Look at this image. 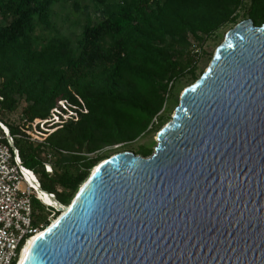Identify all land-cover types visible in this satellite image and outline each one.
Masks as SVG:
<instances>
[{"label":"water","instance_id":"1","mask_svg":"<svg viewBox=\"0 0 264 264\" xmlns=\"http://www.w3.org/2000/svg\"><path fill=\"white\" fill-rule=\"evenodd\" d=\"M156 140L96 164L17 264H264V24L226 31Z\"/></svg>","mask_w":264,"mask_h":264},{"label":"trees","instance_id":"2","mask_svg":"<svg viewBox=\"0 0 264 264\" xmlns=\"http://www.w3.org/2000/svg\"><path fill=\"white\" fill-rule=\"evenodd\" d=\"M64 1L0 0V121L11 135H21L14 143L23 165L63 206L110 156L99 153L104 147L153 153L151 146L135 150L129 144L170 120V94L183 79L190 85L202 74L198 64L208 41L219 45L244 19L264 24V0L75 1L74 10L85 18L75 46L65 35L37 32L50 26L55 4ZM59 100L68 101L78 118L44 141H30L5 121L18 109L22 121L46 119ZM40 131L49 133L44 125ZM32 205L40 231L60 214L58 206L36 198Z\"/></svg>","mask_w":264,"mask_h":264},{"label":"built area","instance_id":"3","mask_svg":"<svg viewBox=\"0 0 264 264\" xmlns=\"http://www.w3.org/2000/svg\"><path fill=\"white\" fill-rule=\"evenodd\" d=\"M77 118V113L70 103L66 100H59L58 105L50 111L46 119L35 120L37 125L51 123L47 127L49 133H42L44 137L41 139L32 135L26 136L30 141H44L56 129L70 121H76ZM0 127L2 129L0 132V264H13L19 259L28 238L40 231V228L32 221L33 198L46 206L53 205L45 203L33 185L38 183L40 187L36 174L26 168L21 161L18 148L14 143V138L21 137V135H11L8 126L1 121ZM21 131L24 132L23 129ZM46 170H51L48 164H46ZM47 194L56 200L53 193L47 192Z\"/></svg>","mask_w":264,"mask_h":264},{"label":"rangeland","instance_id":"4","mask_svg":"<svg viewBox=\"0 0 264 264\" xmlns=\"http://www.w3.org/2000/svg\"><path fill=\"white\" fill-rule=\"evenodd\" d=\"M75 1H77L82 6L85 4L92 5V3L89 2L88 0H66L64 2L57 3L54 6V13L50 20V26L48 28L43 26H38L37 32L39 34H45L47 37L58 34L65 35L69 37L72 40L73 45L76 46L81 36L82 25L84 24L85 18L84 15L74 10L73 3ZM219 42L210 40L204 45L203 55H201L200 62L198 64L199 74L201 71H204L208 66L211 55L212 53H214ZM188 84L189 82H187L186 79H183L179 84L176 85L175 90L171 92L169 97V104L166 110L167 111L166 114L169 113L170 118L173 115L174 109L177 104V103H173L175 97L179 99L180 94L182 93L183 89L186 86H188ZM19 112L20 109H18L16 112L4 115L5 121H7L9 124L13 126H17L20 130L23 129L26 135H32L33 137H37L38 139L44 137V135L43 136L41 135L43 132H40L41 124L37 125L35 123V120L33 121V123H35L34 125L28 124L27 122L20 120ZM49 124L51 123H47L44 126L47 128ZM156 134H157L156 131L149 132L140 139L129 144V147L137 150L143 146H151L154 149V147L157 144ZM120 150H122L120 145H113V146L104 147L102 150L99 151V153L112 155L114 153L119 152Z\"/></svg>","mask_w":264,"mask_h":264},{"label":"bare ground","instance_id":"5","mask_svg":"<svg viewBox=\"0 0 264 264\" xmlns=\"http://www.w3.org/2000/svg\"><path fill=\"white\" fill-rule=\"evenodd\" d=\"M30 177H32V176H30ZM33 185H34L35 189L39 192V194L41 195V197L44 199V201H45V203H46L47 205H48V204H51V205H53L54 207H55V206H58V207H65V205L62 206V205H60L55 199L51 198V197L47 194L46 191L41 190V188L39 187L38 183H34ZM39 233H40V232L38 231L37 233L33 234L31 237L28 238L27 241L31 240V242H32V241L34 240V238H35ZM27 241H26V242H27ZM31 242H30V243H31ZM30 243H29V244H30ZM29 244H28L26 247H24V248L22 249V251H21V255H20V258H19V260H18L19 262L21 261V259H22L23 255H24L25 251L27 250Z\"/></svg>","mask_w":264,"mask_h":264}]
</instances>
